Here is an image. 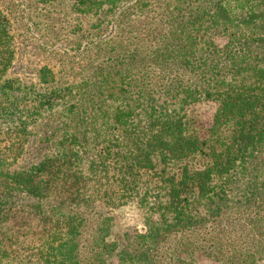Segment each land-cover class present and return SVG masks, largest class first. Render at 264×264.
Wrapping results in <instances>:
<instances>
[{
	"label": "trees",
	"instance_id": "trees-1",
	"mask_svg": "<svg viewBox=\"0 0 264 264\" xmlns=\"http://www.w3.org/2000/svg\"><path fill=\"white\" fill-rule=\"evenodd\" d=\"M157 1L139 54L121 49L119 68L78 84L54 83L43 66L38 78L51 86L42 91L6 75L15 48L0 8V264H193L199 251L261 263L262 243L201 245L184 234L220 223L236 235L232 210L247 215L243 230L264 234V0ZM151 4L71 7L104 12L107 24L120 6L143 15ZM199 101L216 103L206 129L192 114ZM44 113L59 117L49 152L12 168ZM135 197L145 229L120 245L109 239L112 210Z\"/></svg>",
	"mask_w": 264,
	"mask_h": 264
},
{
	"label": "rangeland",
	"instance_id": "rangeland-1",
	"mask_svg": "<svg viewBox=\"0 0 264 264\" xmlns=\"http://www.w3.org/2000/svg\"><path fill=\"white\" fill-rule=\"evenodd\" d=\"M149 1L152 4L143 15L140 12L137 15H123L125 11L119 13L126 8L123 5L109 17L112 20L106 24L99 21V18L104 17V12L99 15L76 13L71 7L72 0H0V8L10 19L15 48L14 60L6 75L20 81L24 88L42 91L51 86V82L43 83L38 78V69L43 66L53 72L54 83L58 85L82 83L88 78H98L101 69L119 68L122 60L117 58V54L121 49L122 52L129 53L133 50L135 54H139L138 39L145 37L146 33H142L141 28L151 19L153 9H157L156 4L159 2ZM121 41L126 43L125 48L118 47ZM132 43L134 45L131 46ZM136 63L139 64L138 61ZM136 63L134 62L135 68L138 66ZM215 109L216 103L213 101H199L193 106L192 114L202 129L211 125ZM58 119L56 114L47 113L38 117V123L30 127L26 140L20 144L22 151L12 168L27 167L49 152L50 144L55 139ZM9 127L10 124L3 125L1 130L9 131ZM5 145L7 142L0 140L1 149ZM10 153L15 155L11 151ZM136 199L132 198L112 210L114 226L109 239L120 241V245L124 244L122 239L125 235L130 236L132 241L134 235L145 229V213ZM230 215L238 230L236 235L221 231L220 223L214 225L215 231L210 233L212 228L207 223L198 230L185 232L184 235L188 237L185 241L208 245L212 240L222 242L231 237L235 238L236 243L257 242L264 245V234L243 230L250 228L247 219L244 220L246 214L232 210ZM221 218L226 222V217ZM193 264L223 263L199 251ZM260 264H264V257Z\"/></svg>",
	"mask_w": 264,
	"mask_h": 264
}]
</instances>
